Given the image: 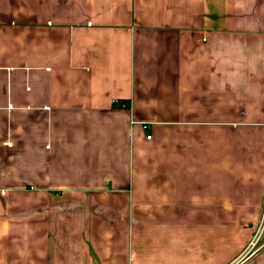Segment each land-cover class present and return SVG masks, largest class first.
<instances>
[{
    "label": "crops",
    "instance_id": "1",
    "mask_svg": "<svg viewBox=\"0 0 264 264\" xmlns=\"http://www.w3.org/2000/svg\"><path fill=\"white\" fill-rule=\"evenodd\" d=\"M236 3L0 0V264L240 258L264 205V58L224 81L239 44L264 57V0Z\"/></svg>",
    "mask_w": 264,
    "mask_h": 264
},
{
    "label": "clouds",
    "instance_id": "2",
    "mask_svg": "<svg viewBox=\"0 0 264 264\" xmlns=\"http://www.w3.org/2000/svg\"><path fill=\"white\" fill-rule=\"evenodd\" d=\"M236 7L244 11L247 8V3L245 0H237ZM246 30L254 31L255 25L250 23ZM261 58L264 57L246 55L245 46L239 44L235 52V59L228 61L230 70L225 73V84L230 85L235 90L245 87L246 71H254L257 61Z\"/></svg>",
    "mask_w": 264,
    "mask_h": 264
},
{
    "label": "built area",
    "instance_id": "3",
    "mask_svg": "<svg viewBox=\"0 0 264 264\" xmlns=\"http://www.w3.org/2000/svg\"><path fill=\"white\" fill-rule=\"evenodd\" d=\"M149 138L150 135H147ZM264 246V205L261 212L260 220L257 224L255 233L250 240L247 248L245 251L241 254L240 258L236 260L234 264H239L240 262L248 259L250 256H252L254 253H256L259 249H261Z\"/></svg>",
    "mask_w": 264,
    "mask_h": 264
}]
</instances>
